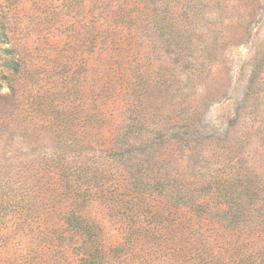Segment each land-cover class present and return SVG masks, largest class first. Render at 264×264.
Returning a JSON list of instances; mask_svg holds the SVG:
<instances>
[{"label":"rangeland","instance_id":"rangeland-1","mask_svg":"<svg viewBox=\"0 0 264 264\" xmlns=\"http://www.w3.org/2000/svg\"><path fill=\"white\" fill-rule=\"evenodd\" d=\"M173 1L0 0V264H264L177 202L264 197V0Z\"/></svg>","mask_w":264,"mask_h":264},{"label":"trees","instance_id":"trees-1","mask_svg":"<svg viewBox=\"0 0 264 264\" xmlns=\"http://www.w3.org/2000/svg\"><path fill=\"white\" fill-rule=\"evenodd\" d=\"M180 1L181 0H174L173 1L174 5L175 3H180ZM222 2L224 3L223 0ZM196 7H198V9L197 11H194ZM173 9L174 10H172L173 11L172 13L175 14L174 24H175L176 30L179 32L180 30L185 29V25L181 24V19H185V18L192 19L193 16H196L198 14L197 12L199 11V6H196V0H182L181 5L179 4V6L178 5L174 6ZM105 151L106 152L104 154H106L107 156L106 158H110L109 155L111 152H115L119 150H112V148H110V149H106ZM122 152H124V150ZM79 154L80 156L76 157V159L73 158V160L75 159L77 163L80 161V164L76 168L83 169L85 165L87 167H90L91 164L86 163V161H89L88 157L85 156L84 153H79ZM120 157L121 159H123L122 155H120ZM77 158L79 160H77ZM95 162L97 163V161ZM95 162H94V165H95ZM105 173H107V171H105ZM63 174L62 175L60 174L63 177L62 179V189L63 190L60 187L59 188L60 193H65V194L71 193L69 194V197L71 195L76 196V197L81 196L82 195L80 194L81 192H79L78 189H75L76 183H77V181H75V178L83 174V171L75 169L72 171V174L69 175L67 173V169L65 171L64 166H63ZM85 177L86 178L83 179L84 184L82 185L83 186L86 185L85 187L86 189L81 190L83 191V193L85 192L81 197H82V201L88 202L90 200H93V198L95 197L94 194L97 193V190L93 191L94 186L92 185L94 184V180L92 179L96 177L92 173ZM163 192L166 193V190ZM241 193H242L241 191H237L233 189L230 195H224L225 197H222L221 199H218V200H214L215 198H212V197L206 198L205 195H198V196H194L188 199L178 198L177 202L190 205L191 208H195L198 211L207 210V213H203L204 211H201L200 214L203 213V215H206V216H210V214H212L213 217L216 218V220H218L222 225H224V227L247 232V235H245L244 238L247 239L249 242L253 237H259V236L264 237V197L263 199H254L251 196L249 197H246L243 195L241 196ZM221 204L225 205L224 209H222L219 212H213V211L220 210L221 209L220 207H215V206H218ZM213 207H215L214 210H212ZM208 208H209V212H208ZM67 223H69L67 225L69 226L71 225V228H73V230L75 229L76 233H79L82 236H89L87 229L84 228L83 225H81L79 221H76L75 223H71L70 219H67Z\"/></svg>","mask_w":264,"mask_h":264}]
</instances>
